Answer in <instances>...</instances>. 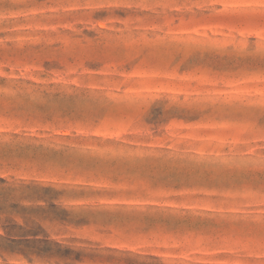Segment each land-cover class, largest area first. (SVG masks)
Masks as SVG:
<instances>
[{
	"label": "rangeland",
	"instance_id": "1",
	"mask_svg": "<svg viewBox=\"0 0 264 264\" xmlns=\"http://www.w3.org/2000/svg\"><path fill=\"white\" fill-rule=\"evenodd\" d=\"M0 264H264V0H0Z\"/></svg>",
	"mask_w": 264,
	"mask_h": 264
}]
</instances>
